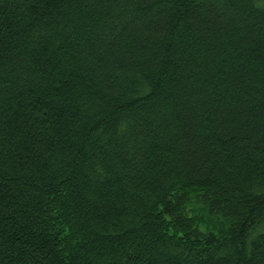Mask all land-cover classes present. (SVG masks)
<instances>
[{
	"label": "trees",
	"instance_id": "obj_1",
	"mask_svg": "<svg viewBox=\"0 0 264 264\" xmlns=\"http://www.w3.org/2000/svg\"><path fill=\"white\" fill-rule=\"evenodd\" d=\"M0 264H264V0H0Z\"/></svg>",
	"mask_w": 264,
	"mask_h": 264
}]
</instances>
